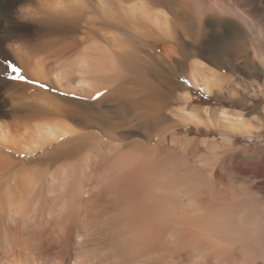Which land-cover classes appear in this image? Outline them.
I'll use <instances>...</instances> for the list:
<instances>
[{
	"label": "bare ground",
	"instance_id": "6f19581e",
	"mask_svg": "<svg viewBox=\"0 0 264 264\" xmlns=\"http://www.w3.org/2000/svg\"><path fill=\"white\" fill-rule=\"evenodd\" d=\"M15 2L27 18L39 16L38 40L15 44L18 30L6 21L0 44L15 52L26 77L53 79L69 94L17 93L15 81H0L15 125L17 117L27 121L17 141L9 139L14 124L6 131L0 120V264H264V144L237 147L238 135L264 140V106L250 113L198 106L178 83L185 104L170 116L183 126L222 128V142L200 138L195 148V137L162 136L147 155L115 135L120 124L144 119L137 111L144 107L157 111L154 121L169 119L157 102L168 100L150 83L155 91L143 93L140 74L185 75L208 96L254 91L264 100V0ZM130 84L139 88L130 93ZM113 87L132 97L131 119L117 109L129 124L110 123L109 111L95 108ZM97 129L117 138L102 141ZM12 150L40 155L38 165Z\"/></svg>",
	"mask_w": 264,
	"mask_h": 264
},
{
	"label": "rangeland",
	"instance_id": "374dc122",
	"mask_svg": "<svg viewBox=\"0 0 264 264\" xmlns=\"http://www.w3.org/2000/svg\"><path fill=\"white\" fill-rule=\"evenodd\" d=\"M1 2H0V30H1V26L6 22V21H11V23H12V25L14 26V27H16V29L18 30L17 31V34H16V37L17 38H14V42H15V44H17L16 42H18L19 44H17V45H19V46H22V47H26V46H29V45H32V43L34 44L35 43V40H38L37 39V29H38V27H39V16H34V15H32V16H34L33 18L31 17V14H29L30 16H29V18H27V16L28 15H26V14H22L19 10H17L16 11V8L14 9L13 8V5L16 3L15 1L16 0H0ZM8 1V2H7ZM9 1L12 3V5H11V3L10 4H8L9 3ZM7 2V3H6ZM14 2V3H13ZM1 5H3V8H2V6ZM7 5V6H6ZM10 6V8H9V6ZM12 6V7H11ZM8 8H9V11H8ZM12 8V9H11ZM7 9V10H6ZM11 12H16L17 14H14V13H11ZM11 13V14H10ZM12 14H13V16H12ZM23 15V17H22V15ZM6 15V16H5ZM15 15H17V17L15 16ZM25 15H26V17H25ZM15 16V17H14ZM18 16H20V17H18ZM9 17V18H8ZM12 17V18H11ZM13 17H14V19H13ZM22 17V18H21ZM6 18V19H5ZM8 18V19H7ZM17 18H20L19 20L17 19ZM24 18V19H23ZM31 18V19H30ZM35 18V19H34ZM4 19H5V21H4ZM14 22V23H13ZM16 24V25H15ZM79 34H80V36L83 34V36H81V37H83L82 39H85L84 37H86L87 36V34H84V33H81V32H78ZM79 34L77 35L76 34V36H78L79 37ZM18 35V36H17ZM35 35H36V37H35ZM86 35V36H85ZM88 37V36H87ZM21 38V39H20ZM81 39V38H80ZM45 41H46V39H44ZM30 41H31V44H29L30 43ZM69 42H70V40H69ZM20 43H21V45H20ZM66 44H68V41H65V44L64 45H66ZM8 47V46H7ZM6 47V45H2V44H0V81H5V82H8L9 81V83H14V81H15V85H17V93H19L20 92V90H19V88L21 87L22 88V90H24L23 92H22V90H21V92L22 93H27V94H32V91H34L36 88H38V89H36V93H37V90L39 91V88L40 89H43V91H45V92H47V93H50L51 95H57V94H60V93H62L63 95H64V92L65 93H67L66 91H64L62 88H60V90H59V87H58V85H56V83L55 84H53L54 82V80L52 79V77L50 78V79H52V82H49V80H48V82L46 83L45 81H43L42 83H37L36 81H34L33 79H30L29 77H26V75H25V72H24V69H23V67H22V65H20L21 63L19 62V59H18V57L16 56V54L14 55V51H12V49H10L9 47L7 48ZM160 49V48H159ZM160 51L161 50H158V53H160ZM16 57V58H15ZM18 59V60H17ZM13 65H16V66H18V67H20V69H21V71L20 72H16V73H13L12 72V66ZM138 66H139V64H138ZM24 72V73H23ZM133 73H128V79H133V80H135V78L136 77H138L139 79V82L141 81L142 82V80H144V79H146V81H150V82H147L146 83V81H143L142 82V84H146V87L147 88H145V89H147V91L146 92H143V93H147L148 91H152L153 90V88L155 87H157L156 89H157V91H155V90H153V91H155V94L156 93H158L159 91H161L162 93H158V94H160V95H158L157 94V96H158V99H164V100H166L167 102H164L163 100H157V102H159V104H161L162 103V105H164V107L162 108V114H164L165 113V115H167V117H169V119L166 121V119L164 120V121H162V122H157V121H154V117H155V119H156V114H158L157 113V111H156V113H154V111H153V113L155 114H153L154 116H151V114H152V112H150L149 114H150V116H149V114L147 113V112H149V111H151V109H149V111H147L148 110V108H146V107H144L143 109H141V112H140V110H137L138 111V113H142V115H141V117L142 116H147L148 115V117H149V119H145V117H144V119L142 118V119H139V120H129L130 122H131V124H129V121L127 120V122H126V118L127 117H129L130 116V118H127V119H131V114L132 115H134L135 114V107H133V111H132V108H131V102H130V105H129V99H130V101H131V99H132V97L130 98V95H126V96H123L122 95V90L120 89L119 91H120V93L119 92H117L118 91V89L116 90L115 89V87H113V88H111V90H110V97H108L105 101H103L102 103H100V104H98V105H96L95 106V108H98V110H100L101 108H104V110H108L109 111V113L107 114V116H109L110 118L108 119V117H106V120H108V121H110V123H115L116 124V122H121L122 123V121L125 123H128L129 125L127 126L126 125V123L124 124V125H126V126H124L123 127V125L122 124H120V126H121V128H120V126H118L117 128H118V131L117 130H115V135H117L118 136V138H119V136H121V138H119V140H120V142L122 143V144H124V146H126L127 148L126 149H128V146L127 145H131V149H132V151H136V153H137V151L140 153L141 152V149H143L142 150V152L141 153H143V154H145V153H147V151H148V153L149 154H147V155H152V154H154L155 152H156V150H157V148L159 147V143H160V140L162 139V136L164 137V136H166L168 139L169 138H172L173 136H178L179 138L178 139H182V138H184L185 136H192V137H195V138H197L196 140H193V142H192V147H195L196 148V146L198 147L200 144V138H214V139H216V140H218L219 142H222V134H223V129L222 128H219V127H215V128H212V129H210V128H207V127H197V126H183L181 123H180V121L178 120V119H176V118H174V117H172V116H170L171 114H170V111L171 110H174V108L175 107H179V106H182V105H184L185 104V102L184 101H181L180 100V98H179V96H178V93L180 94V88L179 87H175V84H183L184 86H186V88L187 89H189L190 91H191V94H192V96H193V99H192V102H191V104H196V105H198V106H211V107H215V108H217V107H227V108H230V109H239V110H243V111H245V112H247V113H250V112H254L255 110H257V109H260L261 107H263L264 106V100L262 99L261 101H257V98H259V97H257V96H259V94H256L254 91L253 92H251V93H246L243 97H242V99H241V95L240 94H237V95H235V96H230V95H226V94H224V95H221V96H219V95H213V96H208V95H206V94H204L199 88H194L192 85H191V83H190V81H189V79L187 78V76H185V75H179V76H172V77H169V78H167L166 79V77L163 79H160L159 77L158 78H156L155 79V77H151L150 78V76H144V78H143V75H141V77H140V75H136V77L135 76H133L132 75ZM21 75H23L24 77H25V79H16L15 77H17V76H21ZM131 76V77H130ZM10 77V78H9ZM130 77V78H129ZM140 78L142 79V80H140ZM149 79V80H148ZM151 79V80H150ZM26 80V81H25ZM170 80H171V82H172V85L170 84L171 82H170ZM17 82H19L18 84H16ZM27 82V83H26ZM30 82V83H29ZM170 82V83H169ZM176 82V83H175ZM239 82H240V80H239ZM23 84V86H22V84ZM30 85H29V84ZM32 83H33V85H32ZM148 83H150V85H155L154 87H151L150 85H149V88H148V86H147V84ZM169 83V84H168ZM174 83V84H173ZM19 84H20V86H19ZM41 84H44V85H46L47 87H41ZM51 84V85H50ZM53 84V85H52ZM142 84L141 83H139V85L138 86H142ZM13 85V84H12ZM25 85H27V90L26 89H24V88H26V86ZM40 85V86H39ZM135 84H133V85H131L130 84V86H131V88H133V89H128L130 86H128L127 87V91L128 92H130V93H132V91H136L137 89L136 88H139L138 86H134ZM144 86V85H143ZM1 87H3V86H0V88ZM14 87V86H13ZM29 87H31V90H29L30 88ZM56 87H57V89H56ZM135 87V88H134ZM169 87V88H168ZM173 88L174 87V89H171V88ZM32 88H34V89H32ZM117 88V87H116ZM151 88V89H150ZM154 88V89H155ZM15 89H16V87H15ZM63 91H62V90ZM148 89H150V90H148ZM177 89V90H176ZM2 90H5L4 89V87H3V89ZM1 89H0V92L2 93H0V120H1V118H2V123L4 124V127H5V130L7 131L8 130V128L9 129H13L14 130V134L12 133L13 132V130H8V132L9 133H11V136L9 135V133H8V135H9V139L10 138H12V140H14L15 139V136H17V138H19V134H18V132H20L19 131V129H21L22 131H23V126L25 125V123L27 122H25L24 124H23V121L21 120H19L20 118L19 117H17L18 118V120H15V121H19V122H22V123H16V124H18V125H15V122L13 121L14 119V117H15V119H16V116H13V114H12V111H9L8 109H10V110H12L11 109V107H10V102H9V99L7 98V96H6V98H5V96L3 95L4 94V91H2ZM25 90H26V92H25ZM159 90V91H158ZM173 90V91H172ZM12 91H13V89H12ZM19 91V92H18ZM28 91V92H27ZM30 91V92H29ZM116 91V92H115ZM144 91V90H143ZM152 91V92H153ZM20 92V93H21ZM34 92V93H35ZM55 92V93H54ZM109 92V89L108 90H106L105 91V93L104 92H102V96L100 95V96H98L97 97V99L99 98V99H101L106 93H108ZM140 92V91H139ZM150 92H148V94L150 93ZM35 93V94H36ZM5 94H6V92H5ZM62 94H61V96H62ZM68 94H69V92L67 93V96H68ZM115 94H117V95H115ZM119 94H120V96H119ZM126 93H124V95H125ZM33 95V94H32ZM141 95V94H140ZM163 95V96H162ZM34 96V95H33ZM138 96V95H137ZM136 96V97H137ZM167 96V97H166ZM122 97H123V99H122ZM126 97V98H125ZM129 97V98H128ZM118 98V99H117ZM124 98H125V100H124ZM237 98H238V100H237ZM80 100L82 99V98H79ZM120 99V100H119ZM243 101H241V100ZM6 100V101H5ZM118 100L120 101V102H118ZM122 100V101H121ZM255 100V101H254ZM127 101V102H126ZM162 101V102H161ZM5 102V103H4ZM122 102V103H121ZM126 102V103H125ZM161 102V103H160ZM252 102H255V105H253L252 104ZM9 105H8V104ZM110 103V104H109ZM167 103V104H166ZM120 104V105H119ZM124 106H123V105ZM127 105V107H126V105ZM243 104H244V106H243ZM245 104L246 105H248V107H246L245 106ZM100 105V106H99ZM102 105V106H101ZM122 105V106H121ZM133 105V104H132ZM168 105V107L167 108H169V109H167L165 106H167ZM9 106V107H8ZM98 106V107H97ZM119 107H120V109H122V107H124L125 109L127 108V110L129 111V116H127V114L126 115H124L123 117H122V114H120L119 112H121V110H117V109H119ZM149 107V106H148ZM165 108V109H164ZM164 109V110H163ZM167 109V110H166ZM101 110H103V109H101ZM142 110L144 111V115H143V112H142ZM166 110V111H165ZM170 110V111H169ZM111 111L113 112V113H111ZM127 111V112H128ZM165 111V112H164ZM10 112V115H11V117H10V115L8 114ZM133 112V113H132ZM169 114V115H168ZM6 115V116H5ZM111 115V116H110ZM164 115V116H165ZM13 116V117H12ZM114 118H113V117ZM120 116H121V118H124L125 117V120L124 119H120ZM153 117V118H152ZM116 118V119H115ZM118 118V119H117ZM150 118L152 119V121L150 120ZM166 118V117H165ZM22 119V118H21ZM105 119V118H104ZM27 120V119H26ZM142 120H146V123H148V120L152 123H150V124H144V121H142ZM11 121V122H10ZM133 121V122H132ZM156 124H155V123ZM6 123V124H5ZM11 123V124H10ZM166 123V124H165ZM13 125L14 124V126H7L8 128H6V125ZM118 124V123H117ZM162 124V126H160ZM22 125V128L20 127ZM141 125H143V126H141ZM144 125H147L149 128H147L146 126H144ZM149 125H151V126H149ZM15 126H17V127H15ZM20 127V128H19ZM126 127V128H125ZM160 127V128H159ZM262 129H264V128H262ZM101 131V130H100ZM99 131V129H97V130H95V134L97 135V137L98 138H100L102 141H107V140H111V137L112 138H117V136H114L113 137V134L112 135H109L110 136V138H109V136H108V134H106V133H104V132H100ZM149 132V133H148ZM118 133V134H117ZM105 134H106V136H105ZM151 134V135H150ZM12 135H14V136H12ZM103 135H104V139H103ZM14 138V139H13ZM17 138L15 139V140H17ZM107 138V140H105ZM109 138V139H108ZM121 139H123V140H121ZM18 141V140H17ZM124 141V142H123ZM194 141H196V142H194ZM263 141V142H262ZM141 142V143H140ZM144 143V144H143ZM152 143V144H151ZM248 144H251V146H252V152H253V150H255L256 149V147H258L259 145H261V144H264V140H263V138L262 139H260V140H255V141H252V140H250V139H248L247 137H244V136H241V135H238V143H237V147H245V146H247ZM135 147H134V146ZM150 145H152V146H150ZM148 146V147H147ZM157 146V147H156ZM134 147V148H133ZM138 147V148H137ZM146 147V148H145ZM152 147V148H151ZM156 147V148H155ZM65 148H66V146H65ZM137 148V149H136ZM194 148V149H195ZM253 148H255V149H253ZM130 149V150H131ZM155 150V151H154ZM13 152V157H15L16 158V160H19V161H25L26 163H28L29 161H33V160H35L34 162V165L35 164H37V163H39V162H37V159H39L38 157L40 156V155H35V156H30V155H25V154H23V153H21V152H15L14 150H12ZM128 151H129V149H128ZM146 151V152H145ZM15 152V153H14ZM145 152V153H144ZM164 155H166V153H164V154H162V156L160 157V158H163V157H165ZM28 165H29V163H28ZM30 165H32L33 166V162L30 164ZM38 165V164H37Z\"/></svg>",
	"mask_w": 264,
	"mask_h": 264
},
{
	"label": "snow or ice",
	"instance_id": "6c2138e0",
	"mask_svg": "<svg viewBox=\"0 0 264 264\" xmlns=\"http://www.w3.org/2000/svg\"><path fill=\"white\" fill-rule=\"evenodd\" d=\"M11 70H12L13 73H16V72H20V71H21L20 67H18V66H16V65H13ZM15 78H16V79H25V77H24L23 75H21V76H17V77H15ZM41 87L43 88V87H47V86L44 85V84H41ZM99 95H101V94L98 93V94H97V97H98ZM64 96L67 97V93H64ZM97 97H94V99L97 98Z\"/></svg>",
	"mask_w": 264,
	"mask_h": 264
}]
</instances>
